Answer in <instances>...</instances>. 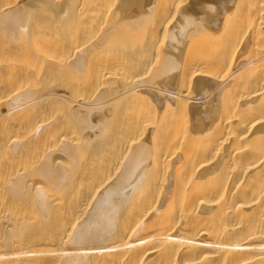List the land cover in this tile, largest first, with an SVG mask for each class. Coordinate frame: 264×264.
Here are the masks:
<instances>
[{"label":"bare ground","instance_id":"6f19581e","mask_svg":"<svg viewBox=\"0 0 264 264\" xmlns=\"http://www.w3.org/2000/svg\"><path fill=\"white\" fill-rule=\"evenodd\" d=\"M0 37V264H264V0H0Z\"/></svg>","mask_w":264,"mask_h":264},{"label":"rangeland","instance_id":"374dc122","mask_svg":"<svg viewBox=\"0 0 264 264\" xmlns=\"http://www.w3.org/2000/svg\"><path fill=\"white\" fill-rule=\"evenodd\" d=\"M83 1H86V3H89V2H90V0H88V1H87V0H83ZM94 1H95V0H94ZM96 1H98V0H96ZM91 2H92V1H91ZM105 22H106V21H105ZM51 24H52V23H51ZM52 26H54V25L52 24ZM83 27H84L83 25H81V26L79 25V27H77V29L79 28V31H77V32H78V33H79V32H80V33L83 32V31H84L83 29L86 28V27H84V28H83ZM52 28H53V27H52ZM81 29H82V30H81ZM80 30H81V31H80ZM60 31H61V30H60ZM60 31H59L58 34H57V36H58V35H59V36H58V37L55 36V39H56V38H57V39H58V38L60 39V37H61V32H63V30H62L61 32H60ZM50 33H51V35H52V34H53V31H51ZM151 33H152V32H151ZM154 33H156V32H154ZM95 35L98 36V35H100V33H96ZM95 35H93V37H92V35H91V37H92V38H94V37L96 38ZM91 37H90V38H91ZM98 37H99V36H98ZM98 37H97V38H98ZM0 38H1V37H0ZM3 38H4V37H3ZM92 38H91V40L89 39V40H87V41H85V40H86L85 38H84V39H85L84 41H83V39H81V40H80V41H82V43L80 42L81 44L78 43L79 41H77L75 44H78V45L80 44L79 46H78V45H76V46H78V47L81 46V49H82L83 47H85L86 44L89 45V44L92 43ZM95 38H94L93 40H95ZM4 39H5V38H4ZM6 40L9 41V44H8V45L5 44V46H4L5 48L3 47V49L0 48L2 51H3L4 49L7 50V49H8V48H7L8 46L13 45V43H10V40H8V39H6ZM3 41H4V40L1 41V39H0V44H1ZM86 42H89V44L86 43ZM5 43H8V42H5ZM84 43H85V44H84ZM2 44H4V43H2ZM2 44H1L0 46H2ZM10 44H11V45H10ZM82 45H83V46H82ZM87 45H86V46H87ZM119 47H120V48H123V47H121V46H119ZM116 48H118V47H116ZM70 49H71V50H70ZM70 49H69V51L67 50V52H69V53H68V54L65 53V54L69 55V54H71L72 50H73V51L75 50V49H73V48H70ZM1 50H0V51H1ZM76 50H78V48H76ZM76 50H75V51H76ZM79 50H80V49H79ZM5 52H7V51H5ZM74 53H75V52H74ZM74 53H73V54H74ZM1 54H3V53H1ZM1 54H0V55H1ZM49 54H50V52H49ZM49 54L47 55V53H46V56H49V57H50L51 55H49ZM51 54H53V53H51ZM54 54H55V53H54ZM73 54H72V55H73ZM21 55H22V56H21ZM21 55H20V58H17L16 60L13 61L14 63L12 62V64H14L15 68H16V67H24L25 64H26V67H27V68H28V66L31 67L32 65L29 63V62H31V61H30V58H31V57L28 56L27 54L24 55V53H22ZM23 56H26V57H25L26 59H24ZM43 56H44V55H43ZM55 56H56V55H54V57H55ZM65 56H66V55H65ZM73 56H74V55H73ZM28 57H30V58L27 59ZM49 57L46 58V57L44 56V60H42V61L44 62L43 64H46V63L48 64L49 62H52V61L54 60V58L51 59V57H53V56H51L50 58H49ZM22 58H23L24 60H21ZM45 58H46V59H45ZM68 58H71V57H68ZM68 58H67V61H66V62H68V60H69ZM47 59H48V60H47ZM18 60H19V61H18ZM20 60H21V61H20ZM25 60H26V61H25ZM46 60L49 61V62H47ZM50 60H51V61H50ZM93 60H94V61H97L96 58H95V59H92V62H94ZM69 61H70V60H69ZM153 61H154L155 63H152V64L156 67V65H157L156 60H153ZM153 61H152V62H153ZM21 62H22L23 64H22ZM40 62H41V61H40ZM100 62H101V63H100ZM100 62L98 61V63L96 64V65H98V67H97L98 69L100 68V66H101L102 64L105 63L104 60H100ZM103 62H104V63H103ZM4 63H6V62H4ZM4 63H3V62L0 63V79L6 77L7 74H10V73H11V71H10L9 68H8L9 65H7V68H8V70H7V68L5 67ZM41 63H42V62H41ZM1 64L4 65L3 67L6 68L5 70H4V68H2ZM12 64H11V65H12ZM18 64H19V65H18ZM106 64H107V63H105V65H106ZM155 64H156V65H155ZM153 65H151V66H152V69H151V68H150V69L148 68V71H149V70H150V71H149V72L147 71L148 73L146 72L145 74H147V75H148V74H149V75L151 74V72L153 71V68H154ZM103 66H104V65H102L101 67H103ZM151 66H150V67H151ZM9 67H10V66H9ZM12 67H13V66H12ZM26 67H25L24 69H27ZM1 69H2V70H1ZM12 69H13V68H12ZM3 70H4L5 72H3ZM7 72H9V73H7ZM73 73H74V74H73ZM1 74H2L4 77H3ZM50 74H52V73H48V74H47V77H48ZM55 74H57V73L52 74L53 77H52L51 75L49 76V78H50V77L53 78V79L50 78L51 80H50V79H47V77H46V75H45L44 78L46 77V79H47V80L45 79L46 81L43 79V77H42L43 80L40 79L41 76H40L39 78L35 77V79H34V78L32 79L31 77H29V78H27V79L30 80V81L32 80L31 83L37 81V82L34 84V85H35V88H36V85H37V88H38L39 86H40V88H41L42 86H45V87H42V88H45V90H47L48 87L52 88V87L58 85V86H60L61 88H63V86H64V85H67L68 83H69V84H73V82L76 83L77 80H78V76H79V75H78V72H77L76 70H75V71H72V72H70V73L68 72V73L63 74V75L59 73L60 75H62V76H59V75L57 74V77L59 76V78L55 77V76H56ZM5 75H6V76H5ZM54 75H55V76H54ZM64 75H65V76H64ZM69 75H70V76H69ZM147 75H146V77L149 76V75H148V76H147ZM76 76H77V78H75ZM65 78H66V79H65ZM74 78H75L76 80H74ZM37 79H38V80H37ZM56 79H58V80H56ZM61 79H63V80H61ZM79 79H80V76H79ZM25 80H26V79H25ZM28 80H26V82L24 81L26 84H28V88H31V87L34 88V85H33V84L30 85V84H29L30 81L28 82ZM33 80H34V81H33ZM39 80H40V81L42 80L41 83H40V85H38V84H39V83H38ZM104 80H105V79H104ZM107 80H108V79H107ZM48 81H49V82H48ZM60 81H61V82H60ZM64 81H65V82H64ZM69 81H70V82H69ZM75 81H76V82H75ZM108 81H109V83L107 84ZM108 81H106V80H105L104 82H103V80L100 81V82H103V84H102V83L97 84V85L95 86L94 89H92V88L90 89V92H89V93H91V90H96V87H97V86H98L97 89H102V88L104 87L105 84H106V85H105L106 87H107V86L109 87V85H113V84H112V80H108ZM24 82H23L22 84L20 83L19 85H22V88H23L24 86H26V88L24 87L23 89H20V88L18 87V86H19V85H18L17 87H18L20 90L27 89V85H26V84L24 85ZM66 82H67V83H66ZM56 83H57V84H56ZM61 83H64L63 86L60 85ZM98 83H99V82H98ZM29 85H30V86H29ZM49 85H50V86H49ZM52 85H53V86H52ZM101 85H102L103 87H101ZM20 87H21V86H20ZM60 87H58V88H60ZM42 88H41V89H42ZM50 88H48V89H50ZM104 88H105V87H104ZM17 90H18V89H17ZM42 90H44V89H42ZM81 90H84V91H85V89H81ZM81 90H79V91L82 92ZM40 91H41V90H40ZM79 91H78V92H79ZM84 91L82 92V94H79L78 96L81 95V97H82V96H84V94H89V93L87 92V91H89V90H86L87 93H84ZM14 92H15V91H14ZM80 92H79V93H80ZM3 93L6 94L7 92H3ZM77 94H78V93H77ZM9 95H10V94H8L7 97H10ZM5 97H6V96H5ZM7 97H6V98H7ZM0 98H1V100H2V101L0 100V103H1V102L4 103L5 100H6V98H4V96H2V97H0ZM3 98H4L5 100H4ZM147 106H148V105H147ZM47 112L49 113V111H47ZM47 112H46V113H47ZM55 112H56V111H54V113H53V111H52V112L50 111V115H49V114L47 115V114L45 113L44 115H45V117H46V115H47V117H46V121H43V122H44V123H45V122H47V123L49 122V123L52 125V124H54V122H56V121L58 120V119H57L58 117H60V118L62 119V120L59 119V120L62 122L61 124H64V125L68 124V125H66V126H68V127H69L70 123L73 124L72 121H74V123L76 122L75 120H73L74 118L71 119L72 117H69L70 115H68V114H66V113H63V112H60V111L58 112V111H57L58 114L60 115V116H57L58 114H57V112H56V113H55ZM62 113H63V114H66V115H67V118L69 117V118L71 119V120H70V119L68 118V120L70 121V123H68L69 121L67 120L66 116L63 117L64 115H63ZM44 115H43V116H44ZM53 115H54V116H53ZM62 115H63V116H62ZM18 116H19V115H18ZM22 116H23V115H21V117H22ZM49 116H52V117H49ZM55 116H56V117H55ZM61 116H62V117H61ZM21 117H20V119H21V121H22L23 118H21ZM23 117H24V116H23ZM41 117H42V116H41ZM45 117H43V119H45ZM48 117H49V118H48ZM17 118H19V117H17ZM24 118H25V117H24ZM64 118H65V119H64ZM47 119H50V121H49V120L47 121ZM52 119H53V120L55 119L56 121H53V123H52V122H51ZM63 119L65 120V122H64ZM13 121H14V120H12V123H13ZM9 122H10V121H9ZM14 123H15V122H14ZM16 123H17V122H16ZM65 123H66V124H65ZM0 125H2V124H0ZM8 125H10V123H8ZM2 127H3V126H2ZM112 127H113V126H112ZM112 127H111V128H112ZM0 128H1V126H0ZM1 129H2V128H1ZM1 129H0V130H1ZM68 129H69V128H68ZM18 130H19V129H18ZM18 130H17V131L15 130V132H14L15 135H16V132H18ZM23 130H24V129H23ZM26 130H27V129H26ZM26 130H24L23 132H25ZM28 130H30V129H28ZM28 130H27V131H28ZM66 130H67V128H66ZM20 131H22V130H20ZM27 131H26L25 133L18 132V134H19V133H20V135L23 134V136L25 137V136H26L25 134L27 133V136H28V137H25V138H29V135H30V134L32 135L33 132H31V131H30V132H29V131L27 132ZM33 131H34V130H33ZM66 132H68V130H67ZM70 132H71V131H69L68 134H69ZM29 133H30V134H29ZM71 133H72V132H71ZM71 133H70V134H71ZM12 134H13V133H12ZM72 135H74V134L72 133ZM72 135H68V136L71 137ZM23 136H21V137L24 139ZM66 136H67V135H66ZM75 136H76V135H75ZM76 137H77V136H76ZM16 138H20V137H16ZM22 138H20V139H22ZM65 138H67V137H65ZM74 139H75V138H74ZM80 139H82V138H80V137L77 138V140H80ZM72 140H73V139H72ZM77 140H75L74 142H76ZM82 141H83V139L80 140V142H82ZM77 142H78V141H77ZM77 142H76V143H77ZM83 142H84V141H83ZM114 142H115V144H116L117 141H114ZM119 142H120V139H119ZM117 144H118V143H117ZM117 144H116V146H117ZM118 147H119V144H118ZM6 155H7V154H6ZM6 155H5V157H8V155H7V156H6ZM9 155H10V154H9ZM29 155H31V154H29ZM32 156H33V158H34V155H33V154H32ZM38 156H39V155H38ZM38 156H37V154H36V156H35V158L33 159V161H32V158H31V162H32L33 164L36 162V161L34 162V160L37 159ZM9 158H12V157L9 156ZM9 158H8V159H9ZM6 159H7V158H6ZM8 159H7V160H8ZM38 161H39V160H38ZM38 163H39V162L35 163L36 166H35V164H34L35 169H36V167L38 166V165H37ZM33 164H31V165H33ZM31 165H30V166H31ZM31 167L34 168L33 166H31ZM113 176H114V175H113ZM115 176H117V173L115 174ZM115 176L113 177L114 179H115ZM75 191H76V190H75ZM78 191H80V190L78 189L77 192H78ZM71 193H75V196H77V195H76V192H71ZM77 194H78V193H77Z\"/></svg>","mask_w":264,"mask_h":264}]
</instances>
